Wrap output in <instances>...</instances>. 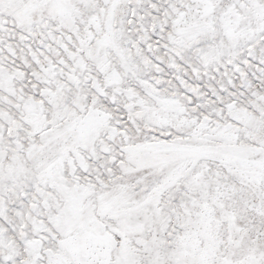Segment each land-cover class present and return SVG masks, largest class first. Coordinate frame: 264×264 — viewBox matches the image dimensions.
<instances>
[{"label": "snow or ice", "instance_id": "obj_1", "mask_svg": "<svg viewBox=\"0 0 264 264\" xmlns=\"http://www.w3.org/2000/svg\"><path fill=\"white\" fill-rule=\"evenodd\" d=\"M0 264H264V0H0Z\"/></svg>", "mask_w": 264, "mask_h": 264}]
</instances>
